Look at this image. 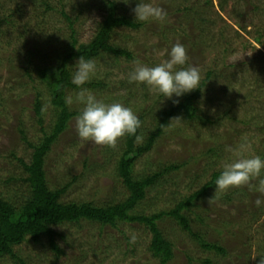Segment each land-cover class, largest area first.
<instances>
[{
  "label": "rangeland",
  "instance_id": "obj_1",
  "mask_svg": "<svg viewBox=\"0 0 264 264\" xmlns=\"http://www.w3.org/2000/svg\"><path fill=\"white\" fill-rule=\"evenodd\" d=\"M117 2L120 13L135 21L132 9L136 0L130 5L123 0ZM152 2L165 9L166 22L142 23L139 29H116L112 44L133 52L134 57L105 54L96 58L98 74L88 83L103 82L104 87L93 88L86 86L88 83L83 86L106 103L118 101L134 110L141 121L143 140L136 142L139 146L155 128L157 115L176 104V98L167 99L146 85L129 83L135 61L155 66L168 59L171 47L179 42L187 49V64L201 72L199 88L206 81L196 102L199 117L172 119L154 148L135 164L138 178L161 172L170 165L180 166L166 172L137 205L135 213L147 216L169 211L183 197L197 191L214 171L234 158L226 149L236 148L242 139L251 143L250 154L264 156V0H228L224 10L220 8L221 0ZM186 7L190 10L178 11ZM106 9L107 0H0V197L13 205H21L30 195L22 161L29 163L34 149L27 141L39 144L56 120L49 89L38 78L37 69L59 59L71 43L73 32L79 44L90 42ZM200 35L207 46L195 48L193 44L199 42ZM76 62L70 64L72 72ZM209 71L213 74L207 80ZM79 90H69L68 97H74ZM39 95L44 110L42 126L35 113ZM69 107L80 111L82 105L73 103ZM126 139L127 136L121 138L115 146L82 140L73 118L46 157L50 189L71 183L61 199L64 203L88 202L105 207L126 200L130 193L117 171ZM218 143L223 145L215 153L208 152ZM215 189L211 191L215 199L198 201L184 213L194 231L207 230V240L221 243L228 256L202 250L174 218L164 217L158 222L159 228L174 245V258L169 264H202L207 258L215 264H264L260 260L264 205L255 204L257 198L264 196L247 187L215 196ZM242 191H248L249 200ZM228 194L255 206L229 205L225 198ZM256 209L261 212L257 221L251 218ZM199 216L209 217L207 224L211 227L205 229L198 222ZM223 222L233 224L220 236L211 228L223 227ZM56 231L64 235L63 239L58 238L64 254H55L47 238L40 244L25 242L15 252L25 264H160L149 252L152 234L142 224L124 222L115 228H101L100 224L83 221L79 225L58 226ZM132 235L136 237L134 242ZM1 262L22 264L10 256Z\"/></svg>",
  "mask_w": 264,
  "mask_h": 264
},
{
  "label": "trees",
  "instance_id": "obj_2",
  "mask_svg": "<svg viewBox=\"0 0 264 264\" xmlns=\"http://www.w3.org/2000/svg\"><path fill=\"white\" fill-rule=\"evenodd\" d=\"M227 2L228 0H221V10H224ZM120 9L121 6L118 4L117 0H107L104 20L98 26L90 42L79 44L73 32L71 43L65 48L64 52L59 56V59L52 62L47 67H39L37 69L38 78L45 83L49 89L56 120L53 123L50 133H46L44 138L41 139L40 143L37 145L29 143L22 131L24 141H27L29 146L34 149L31 161L29 163L22 161L27 174L24 180L29 185L30 195L19 206L13 205L10 201L0 197V264H3L1 260L6 256H10L19 260L22 264H25L15 252V248L28 241L34 244H40L43 238L49 240V244L55 254H64L58 242V238L63 239L64 235L56 231V227L66 224L79 225L83 221L92 224H100L101 228L106 226L115 228L120 223L124 222L142 224L152 234L149 246V252L152 257L157 259L160 264H169L174 258V245L159 228L158 222L164 217L174 218L181 226V229L188 232L195 241L199 243L202 250L208 253H215L222 257L228 256V250L221 243L207 240V230L204 232L194 231L188 216L184 213L196 206L198 201H204L205 198L215 199L211 197V191L216 188L215 180L220 175L222 169L214 171L210 179L203 186L193 194L183 197L171 210L161 211L151 216L135 213L137 205L146 198L148 190L153 187L166 172L180 168L179 165H170L161 172L138 178L134 174V167L138 158L154 148L156 142L163 136L173 118L177 117L184 120H194L199 117V109L196 102L201 95V88L206 85V81L203 82L201 88L184 96L181 101L172 105L168 110H162L157 115L156 126L148 135L143 145H136L135 136H127L125 149L117 164L118 176L122 179L130 193L126 200L105 207H97L88 202L64 203L61 199L67 193L71 183L56 190H51L48 185L45 168L48 152L52 144H54V142H56L69 128L70 121L79 113V111L76 110L71 111L69 104L66 102L69 90L79 89L71 82L73 72L70 64L78 60L80 56L85 59H96L105 54L113 55L116 58L125 57L127 59H132L134 57L133 52L112 44L111 38L116 29L122 27L139 29L143 25L121 14ZM183 10L187 12L190 9L188 7L185 9H178V11ZM64 15L66 14L64 13ZM202 33L205 34L204 31ZM197 40H199V42L197 41L198 43L193 44L195 48H198V46L201 48L207 46L206 39L201 35L197 37ZM256 40L260 42L261 38L257 37ZM209 49L211 50L208 51L212 53V48L209 47ZM211 74H213V71H209L208 74H206L207 80L212 77ZM86 86L102 88L104 87V83L91 82ZM35 113L38 118V123L41 126L44 125L43 102L40 95L36 99ZM207 120L212 121L209 119ZM138 134H141V128L138 130ZM222 145L223 144L218 143L213 148H210L208 152L215 153L218 147L220 148ZM248 191L242 192L244 198L249 200ZM233 194L225 196L229 205H246L244 199H238ZM254 206L255 205L249 203L245 207L254 208ZM259 210L260 209H256L252 212V219L256 221L260 219ZM207 221H209V217H198V222L204 225L205 229L211 227V225L207 224ZM221 224L223 227L211 228L220 236L226 233L227 229L230 230L229 226H232L233 223L223 222ZM232 235H234V233H232ZM260 251H262L260 260L264 261V245H261ZM202 264H215V262L213 259L207 258L202 260Z\"/></svg>",
  "mask_w": 264,
  "mask_h": 264
},
{
  "label": "clouds",
  "instance_id": "obj_3",
  "mask_svg": "<svg viewBox=\"0 0 264 264\" xmlns=\"http://www.w3.org/2000/svg\"><path fill=\"white\" fill-rule=\"evenodd\" d=\"M123 3L130 5L132 0H123ZM132 12L135 22L143 24L153 21L164 24L168 16L165 9L152 0H136V7ZM187 62V49L177 42L171 47L168 59L155 66L135 61V66L129 73V83L146 85L167 99L176 98L174 102L178 103L179 98L199 89L201 81L200 70ZM72 68L74 71L71 82L80 90L74 97H67L66 102L69 105H82L75 117L78 136L82 140L107 146H115L125 136H135L137 143L142 142L143 137L138 134L141 121L131 107L118 101L106 103L98 99L92 90L83 87L98 74L97 60L80 56ZM174 120L181 119L173 118L172 121ZM226 151L232 153L234 158L223 164L222 171L215 180V196L241 187L264 196V156L250 154L252 145L247 139H242L236 148H228ZM255 204L257 207L264 205V199L257 198ZM135 239V235H132L133 242Z\"/></svg>",
  "mask_w": 264,
  "mask_h": 264
}]
</instances>
